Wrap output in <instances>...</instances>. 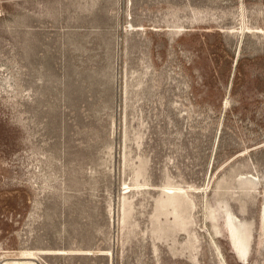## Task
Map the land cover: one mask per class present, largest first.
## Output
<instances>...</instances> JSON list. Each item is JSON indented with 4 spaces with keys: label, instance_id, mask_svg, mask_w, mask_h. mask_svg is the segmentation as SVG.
Returning <instances> with one entry per match:
<instances>
[{
    "label": "rangeland",
    "instance_id": "obj_1",
    "mask_svg": "<svg viewBox=\"0 0 264 264\" xmlns=\"http://www.w3.org/2000/svg\"><path fill=\"white\" fill-rule=\"evenodd\" d=\"M263 210L264 0H0V264H264Z\"/></svg>",
    "mask_w": 264,
    "mask_h": 264
},
{
    "label": "bare ground",
    "instance_id": "obj_2",
    "mask_svg": "<svg viewBox=\"0 0 264 264\" xmlns=\"http://www.w3.org/2000/svg\"><path fill=\"white\" fill-rule=\"evenodd\" d=\"M264 216V210H263ZM227 222L230 224L231 234L233 236L235 246L238 249L240 256L244 257L248 251L249 245V233L241 228V225L235 223L234 218L228 213L227 214ZM263 226H264V218H263Z\"/></svg>",
    "mask_w": 264,
    "mask_h": 264
}]
</instances>
